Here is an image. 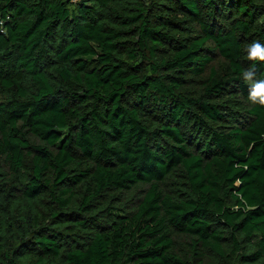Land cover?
I'll return each instance as SVG.
<instances>
[{"label": "trees", "instance_id": "trees-1", "mask_svg": "<svg viewBox=\"0 0 264 264\" xmlns=\"http://www.w3.org/2000/svg\"><path fill=\"white\" fill-rule=\"evenodd\" d=\"M252 41L264 0H0V264H264Z\"/></svg>", "mask_w": 264, "mask_h": 264}, {"label": "clouds", "instance_id": "clouds-1", "mask_svg": "<svg viewBox=\"0 0 264 264\" xmlns=\"http://www.w3.org/2000/svg\"><path fill=\"white\" fill-rule=\"evenodd\" d=\"M246 59L252 66L244 69L242 80L248 84V101L253 105L264 106V78L258 76L256 64H264V43L252 41L244 49Z\"/></svg>", "mask_w": 264, "mask_h": 264}]
</instances>
